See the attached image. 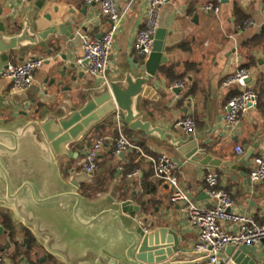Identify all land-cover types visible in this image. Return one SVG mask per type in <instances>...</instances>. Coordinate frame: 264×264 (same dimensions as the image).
<instances>
[{"label": "crops", "instance_id": "crops-1", "mask_svg": "<svg viewBox=\"0 0 264 264\" xmlns=\"http://www.w3.org/2000/svg\"><path fill=\"white\" fill-rule=\"evenodd\" d=\"M37 1L22 4L20 0H0V23H4L8 33L20 32L23 19L36 8ZM207 1L169 0L162 7L159 27L167 29V62L150 83L156 97H141L139 105L145 114H152L145 116L147 121L176 137L189 134L176 123L185 117L193 118L194 132L203 136L199 143H205L209 154L229 164L203 167L182 157L175 146L156 135L147 136L126 126L122 131L146 155L165 154L172 159L177 165L180 187L196 204L202 207L214 204L204 190L206 175L214 173L219 177V187L235 200L234 212L263 223L264 183L251 181L250 173L254 157L264 145V0H221L218 15L202 10ZM148 3L149 0H118L124 17L110 56L111 81L138 76L143 70L142 62L146 59L135 54V42L139 31L145 28ZM47 16L60 25L70 22L74 38L60 35L43 48L32 47L25 54L14 51L7 61L0 59L1 99L13 92L11 82L1 75L9 61L19 64L31 57L46 59L35 73L33 87L24 92L28 99L17 107L0 106V131L11 130V125L21 119H39V115L24 116L21 114L24 110L39 109L41 114L47 109L49 113L63 116L72 107H81L84 96L102 86L88 74L86 66L76 63L83 56V34L99 38L111 26L100 4L91 0H47L34 18L38 29L50 24ZM247 20L251 24L245 26ZM70 29L65 28L68 33ZM239 67L251 70L248 83L257 90L260 101L231 129L224 117L227 102L237 88L222 89L221 84ZM176 81L185 82L187 88L174 87ZM113 121L112 118L102 121L85 139L72 146V157H57L49 163L45 153L28 154L23 148L24 141L30 140L38 152L44 143L39 135H27L21 139L17 153L2 158L10 176L11 194L25 201L22 217L14 208L0 207V213H10L16 234V242L10 240L9 234L0 236L3 245L0 254L9 253L6 264H98L108 254L118 256L125 250L119 244L124 238V229L112 211L125 201L140 208V222L144 216L154 220L159 215L170 218L161 225L172 226L176 221L177 231L186 238L183 245L194 249L199 229L191 223L182 205L171 202L173 188L153 177L152 162L133 150L125 152L123 157L114 154L119 129ZM99 136L106 137V142L98 157L96 180L75 190L69 185L71 170L83 169L86 152ZM256 144L252 158L242 163L247 151ZM237 148L244 153L240 155ZM134 165H138L135 170L138 174H127L126 169ZM23 183L34 187H21ZM71 192L80 195L81 200ZM0 195H7L1 169ZM29 238L34 240L31 249H28ZM15 243L20 249H16ZM245 248L264 263V241Z\"/></svg>", "mask_w": 264, "mask_h": 264}, {"label": "water", "instance_id": "water-1", "mask_svg": "<svg viewBox=\"0 0 264 264\" xmlns=\"http://www.w3.org/2000/svg\"><path fill=\"white\" fill-rule=\"evenodd\" d=\"M47 0H38L34 9L23 19L22 28L19 33H8L3 22L0 23V59L7 61L9 54L14 51L26 53L32 47H45L53 38L60 35L74 38L73 29H70V22L60 25L53 23L51 17L46 19L50 22L47 27L38 29L35 16L38 9L42 8ZM71 30L68 33L65 28ZM102 36V35H101ZM100 36V37H101ZM167 29L159 27L153 46L152 53L142 62L143 70L138 76L128 75L123 81H111L92 90L84 96L85 102L81 107H75L64 116H57L44 109H29L23 111L24 116L39 115V119L27 121L21 119L11 125V130L0 131V169L4 174L7 183V195H0L1 208H14L19 215L24 216L25 201L19 196L11 194V181L2 158L12 156L19 150L21 139L27 135L40 136L44 145L40 144V152L37 151L30 140L23 142V148L28 154H46L50 161L55 158L72 157L71 149L75 144L80 143L88 134L102 121L112 118L117 122V114L123 126L132 131H143L147 136L156 135L161 141H167L175 146L178 153L187 160L197 163L203 167H226L228 162L213 157L208 153L205 143H199L203 139L200 133H190L186 137H176L175 134L165 132L161 127L153 126L140 108L139 99L156 97L151 81L156 76L159 68L167 62L165 58V41ZM55 45L53 50H57ZM51 53V50L48 51ZM89 61L84 62L88 67ZM71 67H75L72 64ZM75 80V77H73ZM28 99L26 93L12 92L4 98H0V106L17 107ZM13 144V147L10 145ZM252 146L246 153L242 163L250 160L254 154L255 147ZM124 153L121 154L123 157ZM22 176V174H19ZM69 185L77 190L85 184H92L95 180V172H86L84 169L78 171L72 169ZM21 187H34L31 183H23ZM69 187V186H67ZM19 194V193H18ZM78 200L81 196L71 192ZM112 213L117 217L118 223L124 229V238L119 244L125 248L118 256H108L100 259L98 264H210L212 257L207 251L196 252L193 248L184 246L186 238L177 231V223L172 226L166 224L170 220L165 215H159L152 220L148 216L139 221L140 208L133 206L131 201H125L118 205L117 210ZM8 231L0 224V236L7 235ZM10 248V245L7 246ZM220 263L227 264H264L254 257L245 247L228 245L219 253Z\"/></svg>", "mask_w": 264, "mask_h": 264}, {"label": "built area", "instance_id": "built-area-1", "mask_svg": "<svg viewBox=\"0 0 264 264\" xmlns=\"http://www.w3.org/2000/svg\"><path fill=\"white\" fill-rule=\"evenodd\" d=\"M33 1L35 0H20L22 4H28ZM91 1L100 4L101 11L110 19L111 26L99 38L83 34V56L77 58L76 63L84 66V62L89 61L88 74L92 78L99 80L104 86L109 85L111 82L108 76L110 56L124 14L119 8L118 0ZM129 1L132 2L134 0ZM168 2L169 0H149L145 28L139 31L135 42V54L137 56L147 59L152 53L155 36L159 29L161 9ZM202 10L206 13L218 15L221 12V0L205 2ZM250 24V20L244 23L245 26ZM45 61L44 57H31L19 64L9 61L1 75L11 82L13 92L24 93L33 87L35 73L44 65ZM251 77L252 72L250 69L239 67L222 81V89L237 88L236 94L227 102V111L224 117L225 123L231 129H235L238 126L242 116L251 107L258 105L259 94L248 83ZM174 87L185 89L187 84L183 81H176ZM117 124L119 134L115 140L114 154L120 155L133 150L152 162L153 177L167 182L173 188L171 202L182 205L191 223L199 229L198 242L194 246V250L196 252L207 251L211 254L210 264H227L226 262L220 263L218 255L222 249L230 244L236 247H252L264 241V222L258 223L252 217L234 212L235 200L227 191L219 187L217 174L209 173L205 177L206 187L204 190L214 204L210 207H202L196 204L190 195L180 187L176 176L177 165L172 159L165 154H159L157 157L146 155L122 131L123 125L119 114H117ZM176 126L189 134L196 130V123L191 117L179 120ZM105 142L106 137L99 136L89 146L83 163V169L86 172L97 171L98 157ZM237 152L240 155L244 153L241 148H237ZM137 174L138 171H134L131 175ZM250 178L254 183H264V145L254 157ZM226 224L235 227L236 230H232ZM8 258V252L0 254V264H6Z\"/></svg>", "mask_w": 264, "mask_h": 264}, {"label": "trees", "instance_id": "trees-1", "mask_svg": "<svg viewBox=\"0 0 264 264\" xmlns=\"http://www.w3.org/2000/svg\"><path fill=\"white\" fill-rule=\"evenodd\" d=\"M259 101H260V97H259ZM258 104H259V102H258ZM136 168H138V165H134V166L128 167L126 169V173L127 174L132 173V172H134L136 170ZM0 216H1L2 225L8 231V234L10 236V240H12L13 242H16L15 241V235H16L15 234V228H14V225L12 223L10 213L2 212V213H0ZM33 243H34V240L32 238H29L28 249H31L30 245H32ZM15 244H16V249H20V245L18 243H15ZM2 248H3V245H1V241H0V251H1Z\"/></svg>", "mask_w": 264, "mask_h": 264}, {"label": "rangeland", "instance_id": "rangeland-1", "mask_svg": "<svg viewBox=\"0 0 264 264\" xmlns=\"http://www.w3.org/2000/svg\"><path fill=\"white\" fill-rule=\"evenodd\" d=\"M73 108H75V107H72L68 113H65V115L69 114ZM9 112H11V110H9ZM63 116H64V115H63ZM8 120H11V119L8 118Z\"/></svg>", "mask_w": 264, "mask_h": 264}]
</instances>
